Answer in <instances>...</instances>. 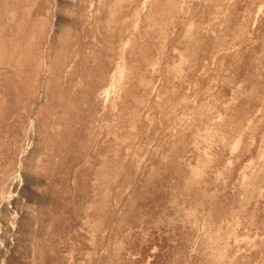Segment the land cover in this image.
I'll use <instances>...</instances> for the list:
<instances>
[{
	"label": "rangeland",
	"instance_id": "rangeland-1",
	"mask_svg": "<svg viewBox=\"0 0 264 264\" xmlns=\"http://www.w3.org/2000/svg\"><path fill=\"white\" fill-rule=\"evenodd\" d=\"M0 264H264V0H0Z\"/></svg>",
	"mask_w": 264,
	"mask_h": 264
}]
</instances>
